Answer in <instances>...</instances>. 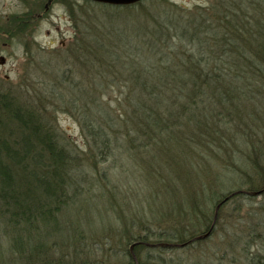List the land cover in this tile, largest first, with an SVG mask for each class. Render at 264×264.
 <instances>
[{
    "label": "trees",
    "instance_id": "1",
    "mask_svg": "<svg viewBox=\"0 0 264 264\" xmlns=\"http://www.w3.org/2000/svg\"><path fill=\"white\" fill-rule=\"evenodd\" d=\"M85 2L104 9L102 24L89 42L77 43L75 57L83 61H59L68 68L57 75L66 80L69 93L64 106L82 108L80 125L91 142V159L97 152L113 156L124 141L146 152L173 140L183 142L180 154L188 170L210 156L242 161L241 178L227 184L216 170L204 181L186 175V183L196 184L197 190L187 192L192 206L187 202L191 212L182 215V230L150 227L128 234L126 229L133 248L125 249L121 264H198L202 259L168 263L163 251L198 242L196 236L212 228L211 235L217 225L229 234L220 213L230 200L264 196V116L254 106L251 114L247 111L254 100L264 101V0H211L198 11L169 0L124 6ZM124 11L134 13L128 27L106 19ZM41 114L27 101L0 91V214L12 228L3 251L17 255L21 264H49L42 232L56 221L63 193L76 186V156ZM10 123L20 129L16 140L7 137ZM196 199H209L213 209L202 202L195 206ZM243 219L246 247L256 251L243 254L245 261L239 263L264 264V204L247 209ZM140 220L152 222L143 213ZM200 254L205 258L206 252ZM72 260L70 264H93L82 260L77 249Z\"/></svg>",
    "mask_w": 264,
    "mask_h": 264
},
{
    "label": "rangeland",
    "instance_id": "2",
    "mask_svg": "<svg viewBox=\"0 0 264 264\" xmlns=\"http://www.w3.org/2000/svg\"><path fill=\"white\" fill-rule=\"evenodd\" d=\"M169 1L195 10L207 6L211 0ZM111 9L108 11L117 12ZM103 11L85 0H0V91L34 105L45 122L58 132L63 146L71 149L77 159L73 162L76 186L63 193L56 221L42 232L49 247V264H70L74 249L81 253L82 260L93 264H121L125 249H130L126 229L128 234L150 227L156 232L183 229L182 215L190 213L192 206L187 192L197 190L196 184L186 183V175L204 181L205 177L211 179L216 170L222 173L220 180L225 184L241 178L242 161L228 157L215 160L210 156L204 162L198 161L193 171L188 170L180 154L185 146L173 140L164 142L160 148H148L146 152L124 141L113 156L106 158L97 152L95 160L91 159V142L80 125L82 108L77 103L70 108L64 106V98L69 93L64 90L66 80L62 81L57 73L68 68L59 61H76L77 43L82 39L90 41L92 32L102 24ZM124 12L110 13L106 19L119 26L125 22L128 27L133 23L134 13ZM254 103L247 111L251 114L254 106L258 116H264V101L254 100ZM8 127L7 137L16 140L19 127L11 123ZM240 155L235 154L237 158ZM187 202L189 209H186ZM201 202L196 199L195 206ZM235 204L242 207L236 209ZM260 204H264L261 195L242 197L240 201L231 199L220 213V223L225 224L229 234L218 230L217 225L211 235L187 246L166 249L163 257L168 263L178 259H202L198 264L245 261L243 254L256 250L246 247L248 237L243 216L247 209L255 210ZM201 206L213 209L209 199ZM137 208L140 209L135 214ZM140 213L152 222L138 221ZM234 233L237 237L242 234V238L236 239ZM11 235L9 222L0 214V264H21L17 255L3 251ZM201 252H206L205 258ZM109 254L112 256L107 261ZM240 254L242 257L234 260Z\"/></svg>",
    "mask_w": 264,
    "mask_h": 264
},
{
    "label": "water",
    "instance_id": "3",
    "mask_svg": "<svg viewBox=\"0 0 264 264\" xmlns=\"http://www.w3.org/2000/svg\"><path fill=\"white\" fill-rule=\"evenodd\" d=\"M92 2H97V3H103V4H108V5H118V6H124V5H131V4H134V3H137L139 1H142V0H90ZM219 204L215 207V214H214V220L216 219V216H217V210L219 208ZM211 229H209L208 231H206L205 233L199 235V236H196L194 238V240H199V239H203L207 236L210 235L211 233ZM159 245H164V246H168V244H162L160 243ZM172 246V245H171ZM133 248V244L130 245V250H132Z\"/></svg>",
    "mask_w": 264,
    "mask_h": 264
}]
</instances>
